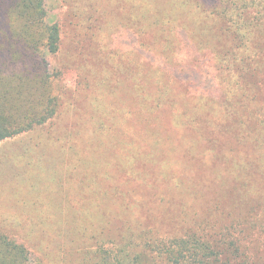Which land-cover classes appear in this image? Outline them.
Here are the masks:
<instances>
[{"label":"rangeland","instance_id":"rangeland-1","mask_svg":"<svg viewBox=\"0 0 264 264\" xmlns=\"http://www.w3.org/2000/svg\"><path fill=\"white\" fill-rule=\"evenodd\" d=\"M47 10L60 109L0 143V234L29 264L264 262V0Z\"/></svg>","mask_w":264,"mask_h":264},{"label":"trees","instance_id":"trees-1","mask_svg":"<svg viewBox=\"0 0 264 264\" xmlns=\"http://www.w3.org/2000/svg\"><path fill=\"white\" fill-rule=\"evenodd\" d=\"M47 1L0 0V143L47 124L60 109L62 87L48 55L59 52L61 29ZM0 264H29V254L0 234Z\"/></svg>","mask_w":264,"mask_h":264}]
</instances>
